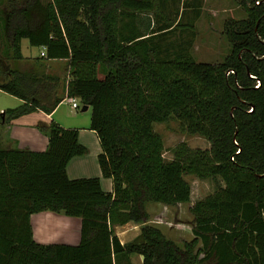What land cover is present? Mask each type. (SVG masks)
I'll return each instance as SVG.
<instances>
[{
  "label": "trees",
  "instance_id": "16d2710c",
  "mask_svg": "<svg viewBox=\"0 0 264 264\" xmlns=\"http://www.w3.org/2000/svg\"><path fill=\"white\" fill-rule=\"evenodd\" d=\"M169 1L171 10L167 0H0V91L20 100L0 121L75 98L89 107L111 182L103 191L98 177L67 178V161L86 148L52 119L36 124L44 150L0 148V264H130L131 254L141 264H264V0H240L244 19L223 22L229 49L218 63L167 39L192 33L198 14L195 0ZM22 39L44 49L27 71ZM56 59L62 78L44 71ZM170 119L208 148L178 142L166 159L153 124ZM186 174L215 187L188 206L192 236L177 245L146 207L188 203ZM39 211L79 218L78 243L35 242L29 215ZM126 222L138 234L120 244L113 226Z\"/></svg>",
  "mask_w": 264,
  "mask_h": 264
},
{
  "label": "crops",
  "instance_id": "0c3cea01",
  "mask_svg": "<svg viewBox=\"0 0 264 264\" xmlns=\"http://www.w3.org/2000/svg\"><path fill=\"white\" fill-rule=\"evenodd\" d=\"M22 40L20 41V51L23 45ZM28 47L32 48L34 52L28 50L27 55H23L21 52L23 58L18 62L19 67L24 71L31 69L33 66L32 59L36 56H41L40 52H44L42 47H33L29 45ZM64 62V59L49 60L46 62L47 67L44 71L62 78L65 70ZM0 94L8 95L2 91H0ZM9 97H12L11 99L15 101L16 105L20 103L18 98L13 96ZM64 103L69 107L66 106L68 112L64 115L62 113H57V109L65 105ZM2 106L3 105L0 104V113L4 110ZM73 110H76V108H72L70 104L65 101V98H63L49 114L37 110L21 115L8 124H3L2 121H0V148L16 147L31 151L44 150L47 141L45 135L36 128L38 122H47L52 119L61 127L76 128L77 141L87 148V151L84 154L72 156L67 161L65 165V174L67 178L98 177L101 189L103 191H110L111 182L108 178L101 177L97 165L96 156L100 151V147L95 133L88 129L89 107L86 106L84 111L79 110L80 114ZM150 212L148 211V223L152 224L153 221L150 219ZM29 224L32 238L37 243L76 245L79 241L80 220L77 217L66 216L50 211H39L29 215ZM138 230L139 225L132 222L113 226V232L120 244L133 239L138 234ZM129 262L130 264H141V256L131 254L129 255Z\"/></svg>",
  "mask_w": 264,
  "mask_h": 264
},
{
  "label": "rangeland",
  "instance_id": "374dc122",
  "mask_svg": "<svg viewBox=\"0 0 264 264\" xmlns=\"http://www.w3.org/2000/svg\"><path fill=\"white\" fill-rule=\"evenodd\" d=\"M184 1H186L188 5H192L194 2V0H178V2H175L177 6L180 7ZM239 1L240 0H195V3L198 2L197 17L192 19V13L189 11L193 8H184L186 12L184 16H191L192 33L185 29L180 31L176 30L168 35L167 39L173 42H177L179 39L190 41L189 53L195 61L210 63L220 62L229 49V44L222 34L223 22L228 19L240 20L245 17L244 9ZM167 5L169 6V10H171L169 0H167ZM152 18L155 19L154 17ZM185 21L184 18L180 19L182 23ZM22 44L21 52L23 55H27L28 50L34 52L32 48L28 47L25 40H22ZM9 96L11 95L0 94V104L3 105V109L16 105L15 101L11 99L12 97ZM66 106L65 104L59 107L57 113L66 114L68 112ZM79 110L80 107L78 106L76 110L73 111L80 114ZM153 130L157 132L162 139L163 156L166 159L171 157V150L178 142H184L192 149L208 148V142L204 138L196 134L185 132L180 128L177 121L173 119L165 123H154ZM183 178L190 186L188 203H180L175 206L148 203L146 207L147 212L151 211L150 219L153 221L152 224L160 228V230L177 245H181L182 241H187L192 236L190 231L192 216L188 212V206L193 201L210 193L215 187L214 182L210 178L198 179L190 174L184 175Z\"/></svg>",
  "mask_w": 264,
  "mask_h": 264
},
{
  "label": "built area",
  "instance_id": "2783aa9c",
  "mask_svg": "<svg viewBox=\"0 0 264 264\" xmlns=\"http://www.w3.org/2000/svg\"><path fill=\"white\" fill-rule=\"evenodd\" d=\"M40 55L43 56L44 52H40ZM65 101L69 103L72 108L78 107V104L75 98H65Z\"/></svg>",
  "mask_w": 264,
  "mask_h": 264
},
{
  "label": "water",
  "instance_id": "95a60500",
  "mask_svg": "<svg viewBox=\"0 0 264 264\" xmlns=\"http://www.w3.org/2000/svg\"><path fill=\"white\" fill-rule=\"evenodd\" d=\"M86 109V106L84 105V106H81V108H80V110L81 111H84Z\"/></svg>",
  "mask_w": 264,
  "mask_h": 264
}]
</instances>
